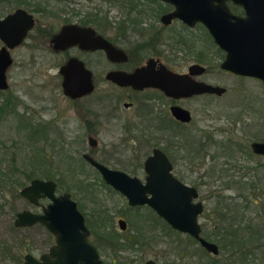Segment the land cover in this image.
<instances>
[{
	"label": "flooded vegetation",
	"instance_id": "flooded-vegetation-1",
	"mask_svg": "<svg viewBox=\"0 0 264 264\" xmlns=\"http://www.w3.org/2000/svg\"><path fill=\"white\" fill-rule=\"evenodd\" d=\"M0 1L5 2L6 4L8 2L10 9L14 7L4 15L13 11L17 7H22L33 15L34 23L32 28L28 31L27 36L24 37L22 42L13 48L22 45L26 38L33 32L31 36L38 45L37 47L42 48L45 43L46 46L50 47L55 53H65L63 60L58 64L56 74L58 78V84L56 85L59 86L58 93H62V101L56 97V99H53L52 101L45 100L44 103V94H42V90H39L37 97L35 99H30L36 104L34 108L28 98H21L19 94L9 90L8 69L14 60L11 55L13 48H8L12 57V62L6 70L7 87L0 88V90L4 91L5 96V100L0 103V236H6L5 238H7V236L13 231L22 229L20 243H17L19 240L18 237L13 238L15 239V246L18 244L20 249L18 254L20 264H28L27 261L30 260L29 256L35 262H41V264H46L48 260H53V262L57 263L63 260H70V262L73 261L78 264H85L87 261H92V254L91 250L88 251L85 245L83 247L79 246L76 251H71V241L74 240L75 234L72 237H69L68 240L66 239L67 233H64L63 237L60 239L56 232L50 231L40 220L29 221L30 215L36 216L42 214L44 208L51 202V198L48 195H44L42 191H39L38 194H35L32 197L21 192V190L29 185L33 179L37 178L54 181L55 194L67 190H60V179L58 177H42L40 175H35L31 169L27 170L23 168L26 164H22L21 167L13 165L12 161L15 163L17 157L13 156L10 146L3 145L1 142V139L4 136L3 126L5 125V127L9 129L5 114L8 111H13V115L20 116V118L18 117L13 120V122L11 120H9V122L12 123L11 129H15V132L20 135L21 147L25 149L28 147V149H30L31 146L36 143V145L33 146V149H31L33 150V153L36 154L37 163L39 161H47L53 168L63 164L62 166H64L67 171L73 172V174L69 176L73 178L75 185H77L76 181H82L85 184L78 186L86 187L88 185L91 186L92 184H96V181H98L108 189L114 192H119L124 196L126 201L127 198L125 195L105 181L99 169L87 159L85 154H88L96 161L111 169L124 171L127 174L137 176L144 181L146 174L144 161L146 157L153 152L154 148L157 147L161 149L171 162V171L173 174L182 182L196 187L198 195L195 199L200 200L203 204V210L198 215V221L200 217L205 216L207 210H205L204 202L199 199L200 194L198 189L204 181L202 180L201 182L200 180L195 183H189L183 180L175 170L176 166L179 167L180 162L185 160L189 165L201 164L200 158L203 160L202 165L205 160L211 162L216 161V158L220 155V138H216V134L211 132L198 139V137H195V133L187 134L193 133L191 131L187 133H179L174 128L181 126L186 132L189 125L194 126V123L192 122V111L184 104L185 100L214 93L206 92L192 94L190 96L172 97L165 94L163 90L157 87L144 86L142 88H135L130 84H120L107 78V73L110 71L120 70L131 72L136 67L146 64L149 58L156 60L155 67H158L161 62L173 71L187 73L189 71V66L192 63L201 62L194 60L187 64L186 68L179 71L178 68L164 62V58H162L164 50L161 48V45L163 46L165 40H171L172 37H175L176 41L177 39L183 40L184 30L190 31L193 38L196 37V34L197 37L200 34L203 38L201 27L204 28L203 34L206 33L212 42L215 43L203 23L195 22L190 26L176 17L172 18L168 23L164 22L161 17L175 9L174 4L166 0H121V6L124 8L125 14L117 21H111L108 18V8H104L103 12L101 11V8L97 6H94V9L91 10L74 8L73 5L75 0H67L69 3L68 5L65 3L60 4V1L65 0H55L56 2H59L57 5L56 2H54L53 5L48 1L46 3H40L38 0ZM77 1L78 3H81L79 0ZM227 3L233 12L238 14L244 13V10L240 5L234 4L230 0L227 1ZM232 5L236 7L233 8ZM65 8H67L66 12H64ZM146 19H149L148 27L144 26L146 25ZM175 21L180 23L179 27L181 30H174V28H176L173 24ZM65 23H74L80 26L92 27L97 35H100V37L106 39L108 42L123 48L127 57L122 60L111 59L107 56V53L103 48L85 49L78 44L70 45L62 50H54L51 44V39L61 25ZM58 24L59 27L55 30V26ZM192 30L197 32L193 33ZM136 36L140 37V39H135ZM184 40L186 41V39ZM126 42H132L133 46L124 45ZM2 44L3 42L0 40V47ZM191 48L192 46L190 47V50L187 48V53H191ZM145 51H148L150 54L146 58L143 57V52ZM195 54L198 59L202 56V52L199 50L197 51V49ZM69 58L80 60L91 74L90 78L93 83L92 90L78 97H70L63 90V76L60 72V67ZM88 58L91 59L92 64L87 62ZM98 66H102V68L97 70ZM204 66L205 70L203 72L191 75V77L212 84H218L198 78L199 75L211 71L207 65ZM228 72L233 73L231 71ZM98 86H101L100 93L92 98L93 93L100 89ZM224 87L226 90L222 94L227 91V87ZM110 93L116 94L109 98ZM1 94L2 92H0V95ZM173 105L182 106L188 109L191 114V119L189 121H183L176 118L171 112V106ZM20 106H23L24 109L19 110ZM97 107L102 108L103 110L100 111ZM121 108H130L131 113L128 115L122 114L123 110ZM49 112H51V115L45 116V113ZM233 123V127L237 129L236 125L238 119H235ZM8 134L9 132L7 135ZM106 134H110L112 140L101 141V136ZM50 135L55 138V143L50 145L52 148L54 147V158H49V156L44 153L43 143L50 137ZM115 137L118 138V140L114 139ZM128 139H131L133 143L130 145L131 150L133 152L139 151L137 155L134 153L131 155V157L133 156V159H130L131 157L124 152L125 147L129 143ZM159 139L166 140V145L162 146L156 143L151 144L150 140ZM13 146L16 147V144H13ZM149 146H151L149 152L147 149L144 150L145 147L149 148ZM210 146L214 147L211 148ZM202 147H210L215 153L213 154L212 151V153H210L209 150L204 153ZM140 153H146L142 162H139ZM212 154L213 156H211ZM259 155L264 156V154ZM214 165L213 162V167ZM140 167L143 172L142 177L133 172L127 171L136 170ZM93 172L98 175L97 180L94 179V176L91 177V173ZM17 176L20 177L17 178ZM217 176H220L219 172H217ZM21 177L25 181L24 183ZM261 182L264 183V180ZM224 184L227 183L225 182ZM11 185L13 187L14 185H17V190L12 191ZM259 193L264 195V186L261 187ZM218 194L220 193H217V195ZM250 195L251 193L248 194V196ZM70 196L77 202L78 208L84 215V225L87 230V233H84L85 239L87 240V243L89 242L95 248L101 264H176L173 259L166 260L161 257L160 254H167L166 250L158 252L154 249V247L162 241H167L169 245L178 249L179 256L186 259L190 258L191 261L189 260L185 264H203L201 258L203 257L204 251L210 253L200 244L196 237L187 232H182L173 228L162 216L147 204L131 205L127 201V205L130 206V208H141L142 206H145L149 209L151 215L147 212V218L141 220L146 221L148 224L146 230L151 231L149 238L144 237L142 233V230H144L143 227L137 229L139 232H135L132 235H126L125 229L127 222L124 213H122V215L114 214L108 209H93L87 212L83 210L79 200L73 197L71 193ZM217 197V203L214 204L216 207L213 205V228H205V226L199 221L201 227L200 234L207 240L216 242L218 245L219 252L218 254H215V256H219L220 253L219 242L216 239L211 240L206 235L208 234V231L212 230L217 232V235L219 236L223 230L218 227V225L220 226L224 223L223 221L225 220L224 217L226 214L231 215V212L229 211L223 213L224 215L220 211H217L220 204V197ZM236 197L240 199L246 198H241L240 196ZM232 198H234V196H232ZM248 200L247 207L252 201L250 199ZM262 201L264 202V200ZM19 213H21L24 223L16 224L15 220ZM235 216L238 218V215ZM114 218L116 219L118 227L114 224ZM120 219L125 221L124 228H121L119 225ZM157 220L163 221L165 226L163 228L157 226ZM252 220L253 219L250 221ZM249 223L253 226L251 225L247 227L246 232L242 227H239L242 231L247 233V237L250 235V239L247 241V261L248 257H253V260L257 259V249L261 248L262 245L264 246V213L259 225L248 221L247 224ZM252 227L255 229L253 233L250 231ZM259 228L260 231L258 232L257 230H259ZM40 229L45 230L50 238L45 249H43V242L38 238V230ZM180 234L186 235L184 243L177 238L180 237ZM151 242L155 244L151 245ZM145 244H149L151 250L156 252V255L147 256L145 259L141 254H135L134 257L123 256L125 251H142L143 248L139 246ZM193 244L197 245L201 250L199 262L198 259L193 262L198 254H195V249L192 246ZM11 247L14 246H10V248ZM10 248H8V252L10 251ZM50 249H52L51 252ZM262 251L264 252V249ZM49 253L50 255L44 258V255ZM180 263L182 264V262Z\"/></svg>",
	"mask_w": 264,
	"mask_h": 264
},
{
	"label": "rangeland",
	"instance_id": "rangeland-1",
	"mask_svg": "<svg viewBox=\"0 0 264 264\" xmlns=\"http://www.w3.org/2000/svg\"><path fill=\"white\" fill-rule=\"evenodd\" d=\"M8 1V0H7ZM40 3L51 2L54 5L55 0H38ZM81 3H78L75 0L73 7L74 8H82L83 10H91L94 9V6L100 7L103 12L104 8H108L109 16L108 18L111 21H117L125 14L124 8L121 6V0H79ZM61 3L69 4L67 0L60 1ZM59 2H56V5ZM63 6V5H62ZM14 8V7H13ZM11 8V9H13ZM10 5L0 1V16H3L7 11L11 10ZM67 8H65V11ZM149 19H146L145 27H148ZM176 28L174 30L180 29V23L175 21L173 23ZM59 24L55 26V30L58 29ZM179 27V28H178ZM181 30V29H180ZM202 35L199 34L197 37L193 38L192 33L190 31H183L184 39L177 41L175 37H172L171 40H165L164 45H161V48L164 50L162 54V58H164V62L167 64L174 66L179 69V71L186 68L187 64L191 63L194 60L200 61L202 64L207 65L211 71L206 72L202 75H199V79H205L207 81H211L213 83H218L220 85H224L227 87V91L222 95L216 94H205L201 95L197 98H190L184 101V104L189 107L193 114V123L194 126L189 125L186 129H182L181 126H177L176 129L179 133H187L194 134L198 139L202 136H206L207 133L214 132L216 134V138H220L221 141H225L228 136L233 137L234 140L243 144V146H238L236 144L228 147V150L222 151L225 153H220L216 158V161H208L205 160L202 165L195 164L189 165V163L185 161H181L179 167L176 166L175 172L182 177L183 180L189 183H195L201 180L202 182L199 189V199L204 202L205 205V216L200 217L199 221L205 226V228H212L213 226V205L217 203V193L223 194L227 196L226 199H221L219 207L217 211H220L222 214L227 211H232L233 206H238L239 214L238 218H243V220L250 221L255 224L261 222L264 213V195H261L258 190L261 187H258L257 194H250L249 187H247V198L252 200L249 203L248 207L243 208L244 201L240 198H232V196H236L238 191L235 187H225L224 183L227 180H240L246 181L248 184H256L260 180H264V156L253 153L250 148L251 140H264V84L261 80L250 77V76H239L238 74H233L228 71L221 69L218 64L224 58L225 52L219 48L215 43L212 42L210 37L204 33V28L201 27ZM193 33L197 32L192 30ZM33 32L26 38L25 42L12 49L11 55L13 57V63L8 69V81H9V90H12L14 93H17L21 96V98H28L32 106L35 108L36 104L34 101L30 99H35L39 90H42V94H44L43 102L45 100L52 101L59 98L62 101L61 92L58 93L59 86L58 78H57V67L58 64L63 60L65 53H55L50 47H47L46 44H43V47H37L38 45L35 43V40L32 38ZM141 36V35H140ZM135 39H140V37L136 36ZM37 42V41H36ZM126 46H133L132 42H126L124 44ZM123 45V46H124ZM191 53H187L188 49ZM125 48V47H124ZM188 48V49H187ZM199 50L202 52L201 59L196 57L195 51ZM193 54V55H192ZM149 52H143V57L149 56ZM144 59V58H143ZM87 62L92 64L90 58L87 59ZM102 66H98L97 70H100ZM99 90H96L93 96H97L100 93L101 86H98ZM2 94L0 95V103L5 100L4 91L0 90ZM116 93H110L109 98ZM52 96V97H50ZM45 103V102H44ZM98 108V107H97ZM20 109H24L23 106L19 107ZM122 109V108H121ZM98 110L102 111V108H98ZM122 114L128 115L131 113V109H122ZM156 110V109H155ZM7 126H3L4 136L1 139L2 144L10 146V150L13 156L17 157L16 162L12 161L13 165L16 166H24V169L30 170L35 175H40L42 177L53 176L54 178H59V186L60 190H67L71 193L73 197L79 200L80 204L83 207V210L89 212L93 209L102 210L108 209L110 212L114 214L124 213V217L126 219V235H132L135 232H139L137 229L143 227L142 233L145 238H149L151 234L150 230H146L148 224L146 221H141L148 214H150L149 209L145 206L141 208H130L127 205V201L124 196H122L119 192H114L108 189L106 186L102 185L96 181V184L78 186L81 184H85L82 181H76V184L73 182V178L69 175H72L73 172L67 171L63 164L60 166H55L54 168L49 165V163L39 161L37 163L36 154L33 153V146L30 149H25L21 147L20 144V135L15 132V129H11V120L17 119L20 116L13 115L14 112H6ZM68 114V113H67ZM51 112L45 113V116H50ZM22 117V116H21ZM238 119V123L235 129L233 121ZM9 134L7 135V133ZM101 141L112 140V136L110 134L102 135ZM117 139L118 138H114ZM134 140V139H133ZM129 143L125 147L124 152L126 155L131 157V155L138 154L139 151L133 152L131 150L132 140L128 139ZM145 141V140H143ZM151 144H159L166 145V140H150ZM137 142V141H135ZM55 143V138L50 135V137L43 143L44 144V153L49 156V158H54L53 149L50 145ZM16 144V147L13 146ZM151 149L145 147L144 150ZM251 151V152H250ZM247 152V153H246ZM228 153V154H227ZM146 153L139 154V162H142L143 157ZM133 159V156L130 158ZM41 160V159H40ZM128 162V161H125ZM214 162V167H213ZM262 164V165H261ZM210 169L208 173L205 174L206 170ZM129 172H133L136 175L142 177L143 172L142 168H137L136 170H127ZM217 172H219L220 176H217ZM204 174V175H203ZM94 176V179H98V175L91 173V177ZM20 176H17L19 178ZM97 177V178H96ZM22 178V177H21ZM23 183L25 182L22 178ZM241 183V182H238ZM17 185L14 187L11 185V190L16 191ZM225 187V188H224ZM18 188V187H17ZM243 193H245L243 191ZM252 197V198H251ZM254 199V200H253ZM230 208V209H229ZM216 211V212H217ZM148 212V214H147ZM113 214V216H114ZM151 215V214H150ZM8 222V219H7ZM114 224L117 226L116 219L114 218ZM157 226L164 227L165 224L161 220H157ZM10 226V225H9ZM118 227V226H117ZM9 229V227H8ZM10 230V229H9ZM249 232V231H247ZM22 233V229H17L10 233L7 238L6 236H0V264H20L18 260V254L20 252L19 246H15L14 237H18L19 240L17 243H20V236ZM141 233V231H140ZM6 235V234H3ZM177 237V236H175ZM185 234H180V241L185 242ZM11 238V240H10ZM38 238L43 242V249L46 248L47 243L50 241L49 235L45 230H38ZM165 238V237H164ZM163 238V239H164ZM155 243L151 242V245ZM10 246H14L11 247ZM193 248L195 249V254H197L194 261L198 259L200 261L201 250L197 245L193 244ZM143 248L142 251H125L123 256H131L134 257L135 254H141L143 258L147 256L156 255L149 244H145L143 246H139ZM8 248L10 251L8 252ZM154 249L158 252L166 250L167 254H160L162 258L166 260L173 259L174 263L182 264L187 263L190 258L186 259L182 256H179L178 249L169 245L167 241H162L157 244ZM264 246L257 249V259L253 260V257H248V261L245 264H264V252L262 251ZM143 254V255H142ZM212 256V253H208ZM16 255V257H15ZM228 256V257H227ZM237 258L235 255L230 256L229 249L221 250V254L219 258L216 259L217 262L215 264H228L227 260L230 258L235 259L237 264H244L241 260V256ZM191 261V260H190ZM203 264H209V259L206 256V252L204 251L203 257L201 258ZM235 263V264H236ZM192 264V263H191ZM194 264V263H193Z\"/></svg>",
	"mask_w": 264,
	"mask_h": 264
},
{
	"label": "water",
	"instance_id": "water-1",
	"mask_svg": "<svg viewBox=\"0 0 264 264\" xmlns=\"http://www.w3.org/2000/svg\"><path fill=\"white\" fill-rule=\"evenodd\" d=\"M174 4L175 9L164 14L161 19L168 23L172 18H179L184 23L193 25L201 22L206 27L213 41L225 52L219 67L243 76H251L264 83V0H230L240 5L244 13L233 12L229 0H166ZM34 23L33 15L22 7H17L4 16H0V88L7 87L6 70L12 62L8 48L20 44ZM51 44L54 50H62L70 45L78 44L85 49L103 48L111 59L122 60L127 57L125 50L97 35L90 26L65 23L53 35ZM156 60L149 58L146 64L133 71H110L107 78L120 84H130L135 88L153 86L160 88L172 97L190 96L211 92L221 95L226 88L191 77L205 70V66L195 62L189 66L187 73L173 71L161 63L155 67ZM64 92L70 97H78L93 88L90 71L76 58H69L60 67ZM172 114L183 121L191 119L190 111L182 106H171ZM250 148L256 154H264V140H251ZM96 166L105 181L125 195L131 205L147 204L162 216L173 228L187 232L198 239L200 244L212 254H218L216 242L207 240L200 234L198 215L203 204L196 200L198 192L193 185L182 182L171 171V162L165 153L154 148L144 161L145 178L129 175L118 169H111L85 154ZM55 182L52 180L33 179L21 192L29 197L42 191L51 198L42 214L30 215V220H40L60 239L75 234L71 241V251L79 246L91 250L92 261L85 264H101L95 248L85 239L87 233L84 215L77 202L67 191L54 193ZM21 213L17 215L16 224L24 223ZM121 228L125 221L119 220ZM60 241V240H59ZM52 249H50L51 252ZM49 254H45L46 258ZM28 264H41L29 256ZM46 264H78L70 260ZM154 264V263H152Z\"/></svg>",
	"mask_w": 264,
	"mask_h": 264
},
{
	"label": "trees",
	"instance_id": "trees-1",
	"mask_svg": "<svg viewBox=\"0 0 264 264\" xmlns=\"http://www.w3.org/2000/svg\"><path fill=\"white\" fill-rule=\"evenodd\" d=\"M232 7L234 8L236 6L232 5ZM199 59H201V58H199ZM234 144H236L238 146H243V144L237 143L234 140V138L230 137V136H228L225 141H221V139H220V144H219L220 151L219 152L222 154L225 153V152H221V150L226 151V150H228V147H230L231 145H234ZM210 147L212 148L214 146H210ZM210 147H202V151L204 153H206L209 150L210 153L213 152V154H214L215 152ZM213 154L211 156H213ZM209 170L210 169H207L206 173H208ZM238 182H241V183H238ZM226 183L227 184H225V185H227V186H225V187H233V186L235 187V189L238 191L236 196H240L241 198L246 197L245 199H243V198L241 199L244 201L243 208L247 207V202L249 201L247 199V187H249V191L251 194H257L258 187L264 186V183L261 181L257 182L256 184L250 183V184H248V186H247L246 181H240V180H227ZM243 191L245 193H243ZM216 196H219L220 199H226L227 198V196H224L223 194H218V195L216 194ZM236 196L234 198H237ZM220 199H219V202L221 201ZM214 206L216 207V205H214ZM238 211H239L238 206L235 205V206H233V210L229 211V212H231V215L230 214L225 215V217H224L225 220L223 221L224 223H222L220 226L218 225V227H220L223 230L219 236L217 235V232L212 231V230L208 231V234L206 236L208 238H210L211 240L216 239L219 242V245H220L219 255L221 254V250H223L224 248L230 247L231 248V249H229L230 250V256L235 255L237 258H239L238 256L240 255L241 260L245 264V263H247V245H248L247 241L250 239L249 238L250 235L247 237V233H245V232H246V228L251 226L252 224H250V223L247 224V220H243V218H237L235 215H238ZM249 222L252 223V221H249ZM239 227H242L243 230H245V232L242 231ZM255 227H256V225H255ZM254 230H255L254 227H252V229H250V231L252 233L254 232ZM257 231L259 232L260 228ZM206 256L209 259V264H215L217 262L216 259L219 258V256H212V255L208 254L207 252H206ZM227 262H228V264H235L236 263L235 259H233V258L228 259Z\"/></svg>",
	"mask_w": 264,
	"mask_h": 264
}]
</instances>
